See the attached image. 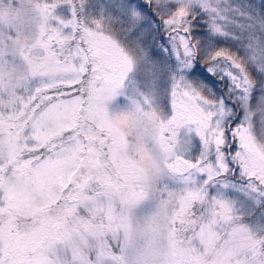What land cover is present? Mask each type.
I'll return each instance as SVG.
<instances>
[{"label": "snow or ice", "instance_id": "obj_1", "mask_svg": "<svg viewBox=\"0 0 264 264\" xmlns=\"http://www.w3.org/2000/svg\"><path fill=\"white\" fill-rule=\"evenodd\" d=\"M0 264H264V0H0Z\"/></svg>", "mask_w": 264, "mask_h": 264}, {"label": "rangeland", "instance_id": "obj_2", "mask_svg": "<svg viewBox=\"0 0 264 264\" xmlns=\"http://www.w3.org/2000/svg\"><path fill=\"white\" fill-rule=\"evenodd\" d=\"M252 3L259 4L260 0H251Z\"/></svg>", "mask_w": 264, "mask_h": 264}]
</instances>
